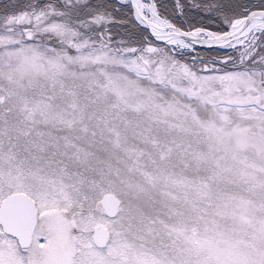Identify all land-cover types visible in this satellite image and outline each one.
Masks as SVG:
<instances>
[{"label":"rangeland","instance_id":"1","mask_svg":"<svg viewBox=\"0 0 264 264\" xmlns=\"http://www.w3.org/2000/svg\"><path fill=\"white\" fill-rule=\"evenodd\" d=\"M172 7L174 28L202 29ZM105 21L54 4L0 18V201L37 208L27 249L0 230V264H264V30L181 60L202 48L86 36Z\"/></svg>","mask_w":264,"mask_h":264},{"label":"trees","instance_id":"2","mask_svg":"<svg viewBox=\"0 0 264 264\" xmlns=\"http://www.w3.org/2000/svg\"><path fill=\"white\" fill-rule=\"evenodd\" d=\"M152 1L159 17L172 23L173 17L170 13L171 10L173 11L172 0ZM178 2L182 7V17L187 20L183 25L189 29L202 28L217 32L224 31L220 26L224 25L225 21L243 16L252 10L264 9V0H178ZM48 4H54L64 10L76 22H88L97 15L104 17L106 21L93 29L90 28L86 36L93 40L95 37L98 38L97 33L107 34L112 45L118 50L140 49L147 44L161 46L152 39L147 30L135 22L130 6L120 4L116 0H83L81 4L71 8L61 6L60 0H0V18L19 14L32 6L40 8ZM221 53L223 52L214 49H195V54L185 53L178 58L182 60L186 56H193L207 60ZM261 53H264V44Z\"/></svg>","mask_w":264,"mask_h":264},{"label":"water","instance_id":"3","mask_svg":"<svg viewBox=\"0 0 264 264\" xmlns=\"http://www.w3.org/2000/svg\"><path fill=\"white\" fill-rule=\"evenodd\" d=\"M124 4L130 6L132 16L139 26L147 30L155 41L166 44V42L156 39L145 23L138 21L137 17L135 16L136 10L133 8L130 2H126ZM255 14H264V10L251 11L246 17L241 19H244L245 24H247L251 16ZM176 30L179 31V33H177L179 36H181L180 34L185 33L179 29ZM228 31L216 35H228L227 41H230L236 35V33L229 35ZM173 34L176 33H172L171 35ZM194 47L202 49H224V47H219L216 45H195ZM118 208L119 200L113 194L107 193L99 200V210L108 218L115 217L118 213ZM35 216L36 210L32 201L23 194L9 195L0 203V226L2 231L15 238L19 247L23 249H26L30 246L31 236L36 222ZM91 239L96 247L103 248L107 243L108 235L105 229L96 228L92 232Z\"/></svg>","mask_w":264,"mask_h":264},{"label":"bare ground","instance_id":"4","mask_svg":"<svg viewBox=\"0 0 264 264\" xmlns=\"http://www.w3.org/2000/svg\"><path fill=\"white\" fill-rule=\"evenodd\" d=\"M120 3L130 2L136 10L135 16L138 21L145 23L154 37L167 44L176 45L180 48H193L195 45H216L219 47H235L242 45L249 38L250 34H255L264 30V14L251 16L249 22L245 24L244 19H236L229 28V35H236L227 41L228 35H216L208 30L197 29L185 32L179 36L170 22L159 17L154 6L144 0H117ZM184 32V31H183ZM172 33H176L171 35Z\"/></svg>","mask_w":264,"mask_h":264},{"label":"flooded vegetation","instance_id":"5","mask_svg":"<svg viewBox=\"0 0 264 264\" xmlns=\"http://www.w3.org/2000/svg\"><path fill=\"white\" fill-rule=\"evenodd\" d=\"M252 11H254V10H252ZM249 12H250V11H249ZM13 194H23V195H25L27 198H29V199L32 201V203H33V205H34V207H35V210H36L35 220H36V222H35V226H34V230H33L32 236H31V242H32L33 234H34L35 227H36V223H37V208H36V205H35L33 199H31L30 197H28L26 194H24V193H22V192H13V193H9V194L5 195V196L1 199L0 203H1L6 197H8L9 195H13ZM0 230H1V232L3 233V235L8 236V237L12 238L13 240H15V238H13V237H11L10 235L4 233V232L2 231L1 226H0ZM15 242H16V244H17V241H16V240H15ZM17 245H18V244H17ZM30 245H31V243H30ZM18 247H19V245H18ZM19 248L22 249V250H24V249L21 248V247H19Z\"/></svg>","mask_w":264,"mask_h":264}]
</instances>
